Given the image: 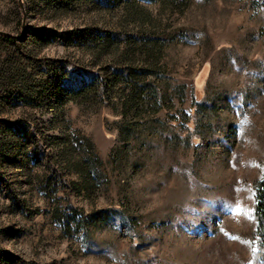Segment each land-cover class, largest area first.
Masks as SVG:
<instances>
[{
    "label": "rangeland",
    "instance_id": "1",
    "mask_svg": "<svg viewBox=\"0 0 264 264\" xmlns=\"http://www.w3.org/2000/svg\"><path fill=\"white\" fill-rule=\"evenodd\" d=\"M264 0H0V264H264Z\"/></svg>",
    "mask_w": 264,
    "mask_h": 264
},
{
    "label": "trees",
    "instance_id": "2",
    "mask_svg": "<svg viewBox=\"0 0 264 264\" xmlns=\"http://www.w3.org/2000/svg\"><path fill=\"white\" fill-rule=\"evenodd\" d=\"M258 257H260L261 259H264V250L262 251L261 256H258Z\"/></svg>",
    "mask_w": 264,
    "mask_h": 264
}]
</instances>
